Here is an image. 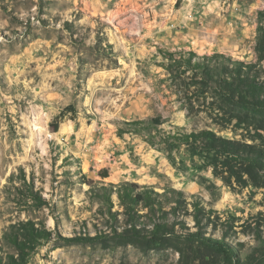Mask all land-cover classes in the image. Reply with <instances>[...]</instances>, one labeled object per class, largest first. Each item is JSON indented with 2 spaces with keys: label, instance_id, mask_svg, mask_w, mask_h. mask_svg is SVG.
Wrapping results in <instances>:
<instances>
[{
  "label": "rangeland",
  "instance_id": "1",
  "mask_svg": "<svg viewBox=\"0 0 264 264\" xmlns=\"http://www.w3.org/2000/svg\"><path fill=\"white\" fill-rule=\"evenodd\" d=\"M260 11L264 0H0V231L26 221L52 230L26 264H228L179 229L116 236L123 207L113 194L109 210L104 186L125 182L183 191L190 213L206 209L203 235L233 245L237 264H264V172L207 137L174 138L208 130L264 151V108L220 85L234 61L264 82ZM183 51L211 59L197 68ZM68 105L77 114L53 132ZM156 116L165 122L150 132L129 124Z\"/></svg>",
  "mask_w": 264,
  "mask_h": 264
},
{
  "label": "trees",
  "instance_id": "2",
  "mask_svg": "<svg viewBox=\"0 0 264 264\" xmlns=\"http://www.w3.org/2000/svg\"><path fill=\"white\" fill-rule=\"evenodd\" d=\"M259 14L264 16L263 11H260ZM183 52L189 54L188 58H186V56L183 57V62L197 66V68L203 67L202 65H204V63H202L201 60L211 59V56L197 55L192 51ZM166 54L167 56H173V53L166 52ZM192 56L197 58L196 64H192ZM255 67L256 66L252 64L234 61L233 67L226 71L227 76L220 77V85L225 94L230 98H238L247 105L264 108V82L260 80V76ZM69 113H71L73 117L77 114L74 105L66 106L54 117L50 123V128L53 132L59 130L60 124L65 121ZM164 122L165 119L162 116H156L149 120L132 121L129 122V124L133 126V130L136 132H150L151 129L160 127ZM203 137L208 138L211 148L227 149L232 154L239 156V160L247 164L248 168L246 170L249 173L264 172V151L252 145L226 140L221 137L217 138L208 130L185 133L177 137L174 136V138H178L183 142H197ZM101 172L103 173L99 174L103 178L108 176L106 171ZM104 189V201L108 204V208L111 212L113 194L117 195L119 205L123 207V222L120 223L117 220L116 223L122 225V229L125 232L118 233L116 231V236L130 238L132 236L146 237L147 235H152L153 239L160 240L168 233L184 235L178 231L179 229L181 232L185 233L188 240L197 236L211 242V244H205L224 252L228 258V264H237V261H233L232 258L233 256L237 260L239 257L233 245L229 244L224 239L210 238L202 234L205 228L204 225L208 224L206 209L198 203H194L193 210L190 213L183 191L172 189L171 192L166 193L167 190H165L161 195V193L156 192L152 188L140 187L131 182H125L110 189L104 186ZM31 192L33 193V191ZM168 205L171 206L169 210L166 209ZM187 215L193 216L195 224L198 227L196 232H190L187 228L186 221L183 218V216ZM223 234L226 238L227 232ZM257 237L262 242L259 252L264 256V235L260 229L257 231ZM50 238H52V230L45 225L38 226L33 221H26L15 227L13 225L12 229L9 231H4L2 233L0 231V264H26L40 241ZM2 241L12 246L16 251L15 254L10 252L4 253Z\"/></svg>",
  "mask_w": 264,
  "mask_h": 264
},
{
  "label": "water",
  "instance_id": "3",
  "mask_svg": "<svg viewBox=\"0 0 264 264\" xmlns=\"http://www.w3.org/2000/svg\"><path fill=\"white\" fill-rule=\"evenodd\" d=\"M0 37H1V33H0Z\"/></svg>",
  "mask_w": 264,
  "mask_h": 264
}]
</instances>
